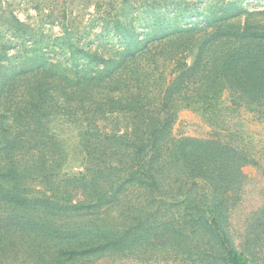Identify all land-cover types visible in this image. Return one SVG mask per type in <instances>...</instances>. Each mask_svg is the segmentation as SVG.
Instances as JSON below:
<instances>
[{"label": "rangeland", "instance_id": "obj_1", "mask_svg": "<svg viewBox=\"0 0 264 264\" xmlns=\"http://www.w3.org/2000/svg\"><path fill=\"white\" fill-rule=\"evenodd\" d=\"M117 27L126 28L125 36L117 34ZM192 27H219L225 33L264 29V0H0V160L14 137L33 138L40 132L64 153L54 155L58 177L86 173V165L96 160L85 148L93 141L87 138L89 122L122 134L132 120L120 115L96 119L90 108L97 106L80 81L108 70L99 77L117 79L107 93L111 99L135 85V90L139 85L148 90L141 81L160 90L163 80L157 79L170 77L175 56L171 45L158 38ZM193 56L181 61L191 63ZM110 59L114 64L105 67L103 61ZM184 98L173 105V140H216L245 155L238 180L221 183L226 199L214 202L216 213L207 217L247 264H264V117L229 91L205 102ZM35 186L45 192L43 183ZM204 188L210 195L209 186ZM124 194L117 205L103 206L109 213L104 221L124 229L123 249L70 264H228L224 252L212 246L216 239L189 232L197 218L179 204L163 209L153 201V191L138 186H127ZM148 196L151 206L145 202ZM69 198L75 204L83 201L79 193ZM174 221L180 222L181 233L172 232ZM132 233L137 240L131 241Z\"/></svg>", "mask_w": 264, "mask_h": 264}, {"label": "trees", "instance_id": "obj_2", "mask_svg": "<svg viewBox=\"0 0 264 264\" xmlns=\"http://www.w3.org/2000/svg\"><path fill=\"white\" fill-rule=\"evenodd\" d=\"M125 29L117 27V34L125 36ZM158 39L171 45L170 53L175 56L170 77L164 74L157 79L163 80L160 90L152 91L149 82L141 81L148 90L140 85L135 90V85L134 90H118L122 95L111 99L107 93L117 79L99 77L108 70H98L95 77L80 81L79 86L97 106L90 108L96 119L107 121L120 115L132 120L122 134L108 133L105 125L89 122L87 138L93 141L85 148L93 151L96 160L86 165V173L58 177L54 155L64 153L56 151V141L45 133L11 139L10 152L0 160V264H70L123 249L124 229L104 221L109 213L103 206L117 205L127 186L153 191V201L158 200L156 204L163 209L164 204H179L182 212L197 218L188 226L190 233L216 239L212 246L224 252L228 264H247L207 217L209 212L216 213L214 202L226 199L221 183L238 180L245 155L216 140H173L170 128L176 101L186 97L205 102L222 91L253 105L259 111L255 113L264 117V54L259 53L264 51V29L245 27L225 33L219 27H192L175 29L172 36L164 34ZM188 55H194L193 61L183 63ZM103 63L111 67L114 61ZM36 183H43L45 192L36 190ZM69 193H79L83 201L72 203ZM148 197L145 202L151 206ZM76 214L80 216L75 218ZM170 226L172 232L181 233L179 221ZM133 240H137L134 233Z\"/></svg>", "mask_w": 264, "mask_h": 264}]
</instances>
